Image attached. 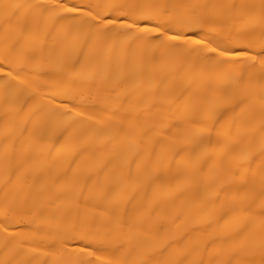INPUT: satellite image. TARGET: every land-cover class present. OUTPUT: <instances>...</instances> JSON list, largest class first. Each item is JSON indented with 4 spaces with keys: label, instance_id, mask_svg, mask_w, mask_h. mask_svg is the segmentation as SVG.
Returning a JSON list of instances; mask_svg holds the SVG:
<instances>
[{
    "label": "bare ground",
    "instance_id": "obj_1",
    "mask_svg": "<svg viewBox=\"0 0 264 264\" xmlns=\"http://www.w3.org/2000/svg\"><path fill=\"white\" fill-rule=\"evenodd\" d=\"M0 264H264V0H0Z\"/></svg>",
    "mask_w": 264,
    "mask_h": 264
}]
</instances>
